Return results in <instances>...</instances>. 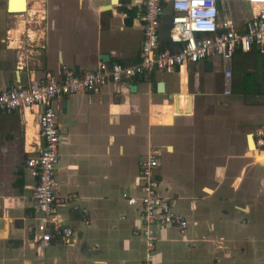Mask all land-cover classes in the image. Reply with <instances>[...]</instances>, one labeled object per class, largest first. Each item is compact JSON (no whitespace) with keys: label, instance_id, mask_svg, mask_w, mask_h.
Returning a JSON list of instances; mask_svg holds the SVG:
<instances>
[{"label":"crops","instance_id":"obj_1","mask_svg":"<svg viewBox=\"0 0 264 264\" xmlns=\"http://www.w3.org/2000/svg\"><path fill=\"white\" fill-rule=\"evenodd\" d=\"M10 3L0 0L3 86L140 59L144 0H26L22 12ZM249 8L224 0L221 17L243 31ZM231 68L229 95L215 56L57 97L51 219L72 233L45 246L25 169L42 150V107L0 112V264H143L141 211L128 197L139 196L150 155L160 192L189 222L183 236L154 226L155 264H264V150L253 142L264 131V46L237 48Z\"/></svg>","mask_w":264,"mask_h":264},{"label":"built area","instance_id":"obj_2","mask_svg":"<svg viewBox=\"0 0 264 264\" xmlns=\"http://www.w3.org/2000/svg\"><path fill=\"white\" fill-rule=\"evenodd\" d=\"M241 1L251 6L247 19L242 15L243 31L237 29L232 19L221 17L217 0H171L173 27L170 37L179 46L178 51H171L161 48L158 40V27L166 0H144L141 16L144 37L137 62H101L95 69L81 74L64 68L60 79L48 73L41 78H29L24 85L3 86L0 83V112L9 113L34 105L42 107L39 114L42 150L39 155L29 156L25 161V169L36 180L34 198L41 212L37 224L40 245H47L54 237L68 240L72 233L70 228H60L51 219L57 201L55 166L60 157V130L54 100L80 91H94L108 82L119 83L133 76L175 69L187 62L197 63L215 56L222 64L223 93L229 95L235 50L250 51L254 46H264V0ZM254 144L257 149L264 150V131H256ZM156 163L152 155L143 163L139 196L128 197V203L138 202L141 211V225L134 229L133 234L145 241L143 264H155L154 248L158 241L155 225H173L182 236L188 233L189 227L187 218L174 210L170 199L160 192L159 181L152 174Z\"/></svg>","mask_w":264,"mask_h":264},{"label":"water","instance_id":"obj_3","mask_svg":"<svg viewBox=\"0 0 264 264\" xmlns=\"http://www.w3.org/2000/svg\"><path fill=\"white\" fill-rule=\"evenodd\" d=\"M223 1L224 0H217V9L220 12L223 10ZM26 8H27L26 0H23V9L20 10L19 12L24 11ZM223 18L224 19H231V18L227 17L226 15L223 16ZM246 19H247V17H246ZM172 20H173L172 2H171V0H166V3L163 7L162 15H161V21H160V24L158 27V40L162 46L161 48L169 49L171 51H178L179 46L174 44L171 40V37H170L171 29L173 27ZM161 87H162V85L159 84V88H161ZM131 89L134 90V87H131ZM251 136H253V135H251ZM253 142H254V138H253ZM254 147H255V144H254Z\"/></svg>","mask_w":264,"mask_h":264},{"label":"bare ground","instance_id":"obj_4","mask_svg":"<svg viewBox=\"0 0 264 264\" xmlns=\"http://www.w3.org/2000/svg\"><path fill=\"white\" fill-rule=\"evenodd\" d=\"M22 9H23V0H11V3H10V10L11 11H13V12L16 11L17 12V11H20Z\"/></svg>","mask_w":264,"mask_h":264},{"label":"rangeland","instance_id":"obj_5","mask_svg":"<svg viewBox=\"0 0 264 264\" xmlns=\"http://www.w3.org/2000/svg\"><path fill=\"white\" fill-rule=\"evenodd\" d=\"M240 2L242 1H238V0H230V5L234 6L235 8L237 7V5H240ZM38 28V26L36 27Z\"/></svg>","mask_w":264,"mask_h":264}]
</instances>
